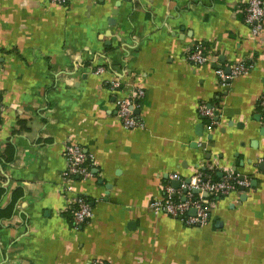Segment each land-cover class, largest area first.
I'll list each match as a JSON object with an SVG mask.
<instances>
[{
    "label": "crops",
    "instance_id": "obj_1",
    "mask_svg": "<svg viewBox=\"0 0 264 264\" xmlns=\"http://www.w3.org/2000/svg\"><path fill=\"white\" fill-rule=\"evenodd\" d=\"M244 5L0 0V264H264V29L252 34ZM194 45L210 65L187 63ZM236 61L249 73L222 87L214 69ZM128 88L144 92L141 128L116 117ZM201 105L219 111L210 129ZM69 143L93 174L74 184L93 213L79 227L62 179ZM197 173L249 187L201 196L203 227L151 212L164 185Z\"/></svg>",
    "mask_w": 264,
    "mask_h": 264
},
{
    "label": "built area",
    "instance_id": "obj_2",
    "mask_svg": "<svg viewBox=\"0 0 264 264\" xmlns=\"http://www.w3.org/2000/svg\"><path fill=\"white\" fill-rule=\"evenodd\" d=\"M53 4L65 5L68 0H50ZM245 3V23L250 27L252 34L259 37L264 29V0H244ZM213 56L205 52L201 45H194L187 53L186 61L192 67H202L210 65ZM251 67L245 62L236 61L232 63L225 71L223 68L214 69L220 85L226 87L229 82L241 75L249 73ZM105 72L103 68L95 70L96 75H102ZM121 87L118 80H112L109 83V90L114 93ZM126 96L116 100V117L119 122L127 129L141 128L142 122L136 110L139 108V101L143 98L144 92L137 88H128ZM258 107L262 112L264 122V94L258 99ZM0 103V116H1ZM199 114L202 118L208 120V128L214 126L219 117V111L215 107L201 105ZM65 157L67 168L62 175L64 182V191L71 195L70 215L72 222L76 227L86 224L93 216L92 208L87 199L76 192L74 184L77 181H88L92 178V171L86 167L89 157L84 149L75 144H66ZM173 179H178L173 176ZM248 180L236 179L227 175L221 181H215L197 173L190 178L189 183H183L176 191L169 184L162 188L163 197L150 203V210L154 215H165L178 220L188 227H203L209 221V209L201 197L202 193H208L211 197L225 196L238 190V188H248ZM197 190L198 194H194ZM198 195V196H196ZM194 210L195 214L190 215ZM88 264H108L104 261H95Z\"/></svg>",
    "mask_w": 264,
    "mask_h": 264
},
{
    "label": "water",
    "instance_id": "obj_3",
    "mask_svg": "<svg viewBox=\"0 0 264 264\" xmlns=\"http://www.w3.org/2000/svg\"><path fill=\"white\" fill-rule=\"evenodd\" d=\"M218 118H219V117H217L216 121H218ZM185 183L188 184V183H189V180L186 181ZM174 185H175V186H174ZM174 185H173V186H174L175 188H178V186H179L178 183H175ZM240 190L243 191L244 188H240ZM193 193H194V194H198V191H197V190H193ZM202 196L205 197V198H208L210 195H209L208 193H202ZM189 214H190V215H194V214H195V211H194V210H191Z\"/></svg>",
    "mask_w": 264,
    "mask_h": 264
},
{
    "label": "trees",
    "instance_id": "obj_4",
    "mask_svg": "<svg viewBox=\"0 0 264 264\" xmlns=\"http://www.w3.org/2000/svg\"><path fill=\"white\" fill-rule=\"evenodd\" d=\"M204 119V118H203ZM205 121H206V123L208 124V120L207 119H204ZM86 165V167H88L89 169H90V171H91V164H90V160H88V162L85 164ZM238 189H240V188H238ZM196 196H198V195H196ZM86 198V197H85ZM215 198H217V197H215ZM87 199V198H86ZM213 199V197L211 198V200ZM88 201V200H87ZM90 204V203H89ZM71 217V216H70ZM71 221H72V217H71Z\"/></svg>",
    "mask_w": 264,
    "mask_h": 264
}]
</instances>
